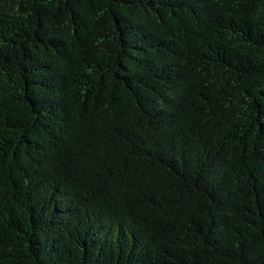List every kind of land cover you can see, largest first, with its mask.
<instances>
[{
    "label": "trees",
    "instance_id": "16d2710c",
    "mask_svg": "<svg viewBox=\"0 0 264 264\" xmlns=\"http://www.w3.org/2000/svg\"><path fill=\"white\" fill-rule=\"evenodd\" d=\"M0 264H264V0H0Z\"/></svg>",
    "mask_w": 264,
    "mask_h": 264
}]
</instances>
